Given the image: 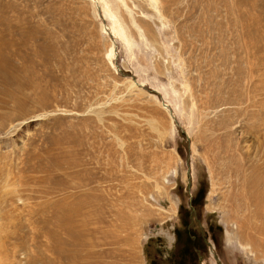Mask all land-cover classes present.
Here are the masks:
<instances>
[{
	"label": "rangeland",
	"instance_id": "obj_1",
	"mask_svg": "<svg viewBox=\"0 0 264 264\" xmlns=\"http://www.w3.org/2000/svg\"><path fill=\"white\" fill-rule=\"evenodd\" d=\"M0 52L28 81L10 87L27 119L0 132V264L59 262L64 233L29 212L44 198L16 191L43 189L48 136L72 128L105 264H264V219L230 198L236 162L264 158V0H0ZM2 88L0 116L16 113Z\"/></svg>",
	"mask_w": 264,
	"mask_h": 264
},
{
	"label": "bare ground",
	"instance_id": "obj_2",
	"mask_svg": "<svg viewBox=\"0 0 264 264\" xmlns=\"http://www.w3.org/2000/svg\"><path fill=\"white\" fill-rule=\"evenodd\" d=\"M111 16L113 18V15ZM112 30L126 39L125 32L122 29L117 32V29L112 27ZM45 49L51 51L52 54L54 53L52 52L54 50L52 45L48 44L45 47L39 48L41 55L42 52L46 51ZM82 80H84V78ZM27 82L28 81L24 79V76L20 78L17 66L8 57L7 53L5 54L0 52V85L3 87L2 91L5 92L7 99L13 101L17 110L16 113H11L8 116H0L2 119L0 121V132L2 135L18 132L21 129V127L17 128L22 123L21 120H25L28 117L23 116L25 113L23 111V99L17 98L19 96L16 94L14 96L15 92L10 88L13 86L15 89L21 90L24 85L28 84ZM40 94L41 95L38 96L37 99L38 106L41 109H46L49 107L47 94L45 92H41ZM15 121L21 122L20 124L19 122L14 124ZM26 124L27 122L24 125ZM75 129L72 128L71 130H62L59 133L48 136V140L50 141L49 147L45 148L43 152L47 156V166L43 168V165H41L44 164L45 161H43L39 164L42 168L38 170L45 173L43 176H40L43 189H29L25 196L22 195L24 193L23 191L17 190L16 192L18 193V199L23 203L27 200L33 199L34 194L36 195L37 193L40 197H42V199L44 198V201L40 204V206H42L41 208L37 207L39 205L36 203V205H34L37 209L34 205H30L32 206L29 211L30 214L33 217L41 216L43 219L48 218L53 220L55 225L58 226V229L64 233L63 237H65L63 239L61 238L60 240L58 239L53 241L52 244L53 246L51 251L54 255H56L54 258L57 257L59 259L57 264H105L103 258L107 257V255L110 257H117V251L102 250L101 246L103 242L99 239L89 240L90 233H95L97 230L98 232H101V201L103 200V197L101 193H99L98 185H96L92 193L81 192L80 188L86 185L89 179L91 180L93 178L89 171L85 173V179L89 176L85 182H83L84 176L82 174H73L75 171L69 172V170H72L82 164L80 161L79 163L78 161L72 159L83 151V142L80 139V136L77 137L75 134ZM252 129L257 130L258 126H254ZM244 166H246L250 172L247 175L242 173L243 166L239 163L236 162V166L233 168L235 173L241 175V191L234 193L230 198H232L235 202L237 200L244 199L245 197H247V199L249 198L255 207L252 208L254 209V215L264 219V158L262 159V163H260L258 161L256 162L254 157H248ZM72 176L74 178L78 177V180L74 179ZM74 189L79 190V194L74 193ZM55 197H58L59 200H55ZM234 206L237 207V205ZM89 216L96 219L86 220ZM261 225L254 228L257 232L263 234L264 225ZM226 233L228 235V232ZM228 237L230 236L228 235ZM231 237H234V235ZM251 245V251H256L258 258L264 260V245H259L255 240L251 241ZM57 258L55 259L57 260ZM108 264L120 263L117 261H111L108 262Z\"/></svg>",
	"mask_w": 264,
	"mask_h": 264
}]
</instances>
